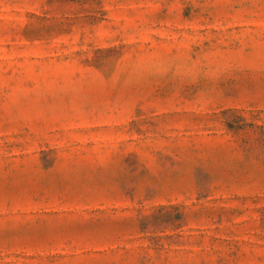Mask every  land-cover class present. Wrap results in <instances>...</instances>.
Listing matches in <instances>:
<instances>
[{
  "label": "rangeland",
  "instance_id": "obj_1",
  "mask_svg": "<svg viewBox=\"0 0 264 264\" xmlns=\"http://www.w3.org/2000/svg\"><path fill=\"white\" fill-rule=\"evenodd\" d=\"M0 264H264V0H0Z\"/></svg>",
  "mask_w": 264,
  "mask_h": 264
}]
</instances>
